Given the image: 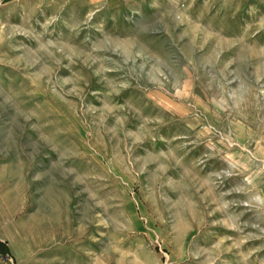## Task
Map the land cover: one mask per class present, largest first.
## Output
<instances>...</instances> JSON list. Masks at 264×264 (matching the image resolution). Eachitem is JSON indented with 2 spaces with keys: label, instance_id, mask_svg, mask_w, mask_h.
I'll list each match as a JSON object with an SVG mask.
<instances>
[{
  "label": "rangeland",
  "instance_id": "rangeland-1",
  "mask_svg": "<svg viewBox=\"0 0 264 264\" xmlns=\"http://www.w3.org/2000/svg\"><path fill=\"white\" fill-rule=\"evenodd\" d=\"M0 264H264V0H0Z\"/></svg>",
  "mask_w": 264,
  "mask_h": 264
}]
</instances>
